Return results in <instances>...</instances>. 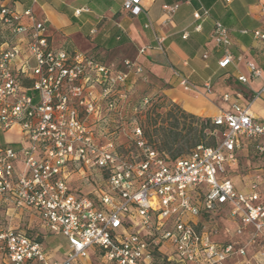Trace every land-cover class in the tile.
Returning <instances> with one entry per match:
<instances>
[{
    "label": "built area",
    "instance_id": "1",
    "mask_svg": "<svg viewBox=\"0 0 264 264\" xmlns=\"http://www.w3.org/2000/svg\"><path fill=\"white\" fill-rule=\"evenodd\" d=\"M144 1L121 0L122 9L133 17L143 14V28L152 31L171 23L179 8L163 5L158 24L149 19ZM257 5L264 17V0ZM208 18L200 6L193 30L199 32ZM46 29L31 8L19 12L0 0V133L16 124L24 133L19 144L0 146V213L24 210V218L34 217L41 229L12 228L7 214L0 215V264H75L88 258L90 248L100 252L103 264H264V200L256 184L238 191L226 169L236 165L243 139L264 152V121L249 112L251 102L264 94V71L250 65L251 76L263 83L246 105L239 102L240 92L223 95L230 108L210 119L214 145H198L170 159L133 127L134 151L124 155L112 141L115 135L95 133L88 125L98 107L94 92L85 87L94 88V82L102 96L107 80L111 87L130 75L145 81L141 67L126 59L124 70L111 76L92 56L53 46ZM251 35L264 46V24ZM188 38L184 31L181 39ZM211 38L224 50L217 62L224 70L232 57L222 23L214 22ZM164 42L156 34L154 45L139 48L138 56L148 48L164 55ZM175 75L183 90L194 89ZM237 81L245 84L247 78L240 75ZM90 169L106 174V189L95 202L69 186L74 173L83 176ZM44 233L64 239L67 250L60 261L46 253Z\"/></svg>",
    "mask_w": 264,
    "mask_h": 264
},
{
    "label": "crops",
    "instance_id": "2",
    "mask_svg": "<svg viewBox=\"0 0 264 264\" xmlns=\"http://www.w3.org/2000/svg\"><path fill=\"white\" fill-rule=\"evenodd\" d=\"M1 3L19 12L31 8L37 20L46 21V35L56 48L69 53L88 54L99 64L112 57L116 68L126 59L135 61L142 69L145 83L155 85L170 102L201 119H213L229 110L230 103L222 100L223 95L240 92L242 98L239 102L246 105L262 87V78L252 77L250 71V65L264 71V46L251 35L252 31L264 24L257 0H231L227 5L221 0H145L143 8L149 19L158 24L163 5L179 4L171 23L157 25L153 31L143 28L147 20L143 14L137 17L127 14L122 9L121 0H36L34 4L31 0H1ZM200 6L209 11V18L202 23L201 30L195 32L193 29L197 22L193 19V13ZM76 11H80L79 14ZM216 21L227 29L230 39L227 51L232 57V65L224 70L217 66L224 50L216 47L211 38ZM184 31L189 34L186 40L181 39ZM156 34L165 38L166 53L163 55L148 48L145 54L133 57V48L153 46ZM76 43L80 49L75 47ZM204 54L207 55L206 59H203ZM175 72L187 78L194 89L183 90ZM240 75L247 78L245 84L237 81ZM134 77L132 82L135 81ZM206 84L209 86L206 87ZM249 112L255 120L264 121V94L251 102ZM243 146L244 141L240 148ZM240 148L236 151V157ZM236 166L237 163L233 167H226L228 175ZM26 221V228H37L38 220L30 217ZM49 237L52 235L43 238V245L48 244ZM63 245L62 256L53 258L50 254L52 260L60 261L64 257L67 250L65 241ZM75 264L103 262L100 252L90 248L88 258Z\"/></svg>",
    "mask_w": 264,
    "mask_h": 264
},
{
    "label": "rangeland",
    "instance_id": "3",
    "mask_svg": "<svg viewBox=\"0 0 264 264\" xmlns=\"http://www.w3.org/2000/svg\"><path fill=\"white\" fill-rule=\"evenodd\" d=\"M67 32H73V30H67ZM76 45L74 46L79 48V44L76 43ZM133 54V57L138 56V46L133 48ZM105 60L102 61L104 63L102 65L111 70V76L124 70L122 62H120L119 68H116L112 62V57ZM95 61L98 63L96 59ZM133 76L135 75L128 76L123 84H115L113 87L110 86L108 80L103 82L102 87L107 88L108 92L107 94L103 93L102 96L100 95V89L94 82L91 83L94 88L88 87L90 83H87L85 87L86 91L91 90L94 92L98 107L96 113L89 115L88 125L94 127L95 133H102L106 136L115 135L112 141L119 153L125 155L129 151H134L130 139V132L133 127H139L142 132L147 130L149 135H153V139H157V141H162L165 135L173 134V136H170V141L173 139V145L169 151L164 152L170 159L172 156L184 157L188 155L193 149V145L199 140L200 145L204 146H212L216 143L213 136L199 139L197 133L199 126L189 119L182 118L180 114L181 111L188 114L185 110L170 102L160 94L155 85L145 83L146 81H143L142 78L134 77L135 81L132 82ZM111 95L113 96L111 97ZM112 101L115 103V108L109 110V103ZM152 121H156V133L153 131L154 128L149 125ZM0 135L4 143L11 146L19 144L24 137V133L18 124L1 132ZM242 141H244V146L237 153V166L227 177L235 188L242 193L247 191L248 185L256 184L264 199V152L255 149L254 141L245 139ZM150 148L157 150L152 146ZM69 183L73 192L86 195L95 202L98 194L106 189V174L102 171L90 169L86 170L83 176L74 173ZM6 214L3 211L0 213L1 217L6 215V222L12 228L27 223L24 218V210L20 212L9 210ZM37 229L41 231L40 228ZM54 241L55 247L49 246L51 254L53 258H60L62 252L58 250V247L60 245L64 246V241L56 236L48 238L49 245Z\"/></svg>",
    "mask_w": 264,
    "mask_h": 264
},
{
    "label": "trees",
    "instance_id": "4",
    "mask_svg": "<svg viewBox=\"0 0 264 264\" xmlns=\"http://www.w3.org/2000/svg\"><path fill=\"white\" fill-rule=\"evenodd\" d=\"M138 77L141 78V76H138ZM180 114H181L182 118L189 119L192 123H195V124H197L199 126V130L197 132L199 139L210 136V134L214 131V127H212L211 124H210V121H211L210 119H201V118H198L196 116H193V115H190V114H186V113H184V111H181ZM149 125H150V127H153L154 128L153 131H154V133H156L157 132V129H155L156 121L150 122ZM161 130L164 131L165 129H161ZM143 134H144V137H145V140H146L148 146H152L154 148H157L156 151H158L160 153H164L165 151H169L170 148H171V146L173 145V139H172V141H170V136H173V134H171V133L168 134V135H165V138L162 141H157V139H153V135H149V133H148L147 130L144 131ZM4 145H5V143L3 141V138L0 135V146H4ZM198 145H200V140L193 145V149L196 146H198ZM176 158H179V157H176V156H172L171 157V159H176ZM52 236L55 237L57 235H52ZM54 245H55V241L54 242H51L50 245L49 244L43 245L44 246V249H45V251H46V253L48 255L51 254L50 247L53 248ZM56 247H58V246H56ZM58 250L63 253V246L61 245L60 247H58Z\"/></svg>",
    "mask_w": 264,
    "mask_h": 264
},
{
    "label": "flooded vegetation",
    "instance_id": "5",
    "mask_svg": "<svg viewBox=\"0 0 264 264\" xmlns=\"http://www.w3.org/2000/svg\"><path fill=\"white\" fill-rule=\"evenodd\" d=\"M97 91V90H96Z\"/></svg>",
    "mask_w": 264,
    "mask_h": 264
}]
</instances>
